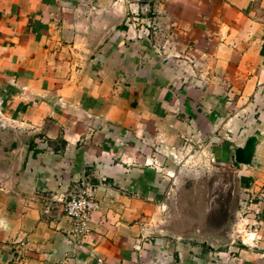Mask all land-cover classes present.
<instances>
[{
	"label": "crops",
	"instance_id": "crops-1",
	"mask_svg": "<svg viewBox=\"0 0 264 264\" xmlns=\"http://www.w3.org/2000/svg\"><path fill=\"white\" fill-rule=\"evenodd\" d=\"M197 148L238 167L257 248L165 225ZM79 182L76 243L51 194ZM0 264H264V0H0Z\"/></svg>",
	"mask_w": 264,
	"mask_h": 264
},
{
	"label": "rangeland",
	"instance_id": "rangeland-1",
	"mask_svg": "<svg viewBox=\"0 0 264 264\" xmlns=\"http://www.w3.org/2000/svg\"><path fill=\"white\" fill-rule=\"evenodd\" d=\"M201 150L197 148L186 157L183 156V164L190 160L188 168L195 174L202 173V176L197 181L173 187L178 195L170 199L171 211L166 210L164 223H171L182 230L200 231V235L211 237L215 234L232 244L231 240L238 236L235 230L241 207L246 201L240 196L238 167L229 162L225 165L203 164L198 157ZM240 240L238 243L242 244ZM224 247L227 248L226 245Z\"/></svg>",
	"mask_w": 264,
	"mask_h": 264
},
{
	"label": "built area",
	"instance_id": "built-area-1",
	"mask_svg": "<svg viewBox=\"0 0 264 264\" xmlns=\"http://www.w3.org/2000/svg\"><path fill=\"white\" fill-rule=\"evenodd\" d=\"M98 188L87 182H79L69 191L51 194V201L61 205L67 217L73 220L74 230L71 235L76 243L90 232L93 214L99 209L97 200ZM260 214L254 198L246 199L241 207L239 222L236 226V238L232 244L241 242L245 247L257 248L262 241L261 230L256 217Z\"/></svg>",
	"mask_w": 264,
	"mask_h": 264
},
{
	"label": "water",
	"instance_id": "water-1",
	"mask_svg": "<svg viewBox=\"0 0 264 264\" xmlns=\"http://www.w3.org/2000/svg\"><path fill=\"white\" fill-rule=\"evenodd\" d=\"M256 144V137H250L244 147L237 148L234 153L235 163L241 166H250L255 153Z\"/></svg>",
	"mask_w": 264,
	"mask_h": 264
}]
</instances>
